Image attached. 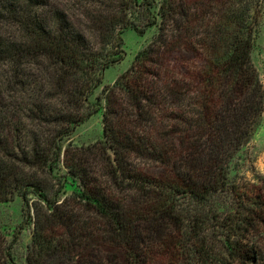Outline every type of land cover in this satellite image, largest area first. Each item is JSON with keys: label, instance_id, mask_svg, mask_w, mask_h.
<instances>
[{"label": "trees", "instance_id": "obj_1", "mask_svg": "<svg viewBox=\"0 0 264 264\" xmlns=\"http://www.w3.org/2000/svg\"><path fill=\"white\" fill-rule=\"evenodd\" d=\"M263 1L0 0V202L23 199L28 264H264V176L229 180L264 113ZM102 108L103 139L68 141Z\"/></svg>", "mask_w": 264, "mask_h": 264}, {"label": "rangeland", "instance_id": "obj_2", "mask_svg": "<svg viewBox=\"0 0 264 264\" xmlns=\"http://www.w3.org/2000/svg\"><path fill=\"white\" fill-rule=\"evenodd\" d=\"M157 1L160 2L161 0ZM157 30L158 28L153 26L147 29L144 34H139L132 28L123 32L126 54L120 62L105 70L103 82L91 96L93 102L102 106L105 104L106 88L132 65L137 53L148 45ZM252 59L264 84V1L261 24L252 49ZM103 111L102 108L78 125L68 141L77 145H84L103 139ZM262 176H264V113L250 139L233 161L229 171V180L232 183L255 184ZM68 181V189L71 190L77 184V180L69 176ZM0 230L5 234L11 246V260L5 264H28L27 253L32 240L33 225L23 222V199L20 195L16 194L12 199L0 202Z\"/></svg>", "mask_w": 264, "mask_h": 264}]
</instances>
